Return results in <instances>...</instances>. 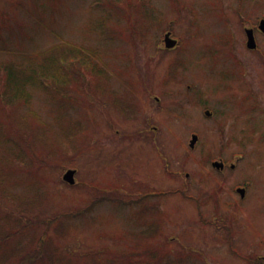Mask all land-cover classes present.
I'll return each mask as SVG.
<instances>
[{"label":"rangeland","instance_id":"rangeland-1","mask_svg":"<svg viewBox=\"0 0 264 264\" xmlns=\"http://www.w3.org/2000/svg\"><path fill=\"white\" fill-rule=\"evenodd\" d=\"M114 1L0 0V62L25 66L65 41L95 51L110 75L87 76L89 84L74 83L68 97L51 87L33 91L30 104L0 103V154L13 144L24 160L13 165L0 156V191L40 195L26 215L45 220L24 234L46 229L52 242L45 245L48 255L20 262L30 249L20 256L4 252L22 237L13 236L0 244V264H249L251 255L264 261V64L254 60L248 72L232 64L223 8L237 3L247 10L254 0ZM153 6L158 18L150 16ZM165 27L183 43L178 55L177 48H164ZM239 38L235 50L248 58ZM259 44L264 59V37ZM103 86L116 89L124 105L102 94ZM58 116L81 128L57 130ZM192 132L198 139L190 148ZM71 139L73 147H63ZM221 156L234 169L209 165ZM68 169H75L73 184L63 180ZM237 184L249 186L244 200ZM92 187L132 202L101 196L81 215L50 223L86 207ZM161 191L167 193L155 196ZM147 192H154L153 207L141 211L133 200ZM152 221L158 226L144 235Z\"/></svg>","mask_w":264,"mask_h":264},{"label":"trees","instance_id":"trees-1","mask_svg":"<svg viewBox=\"0 0 264 264\" xmlns=\"http://www.w3.org/2000/svg\"><path fill=\"white\" fill-rule=\"evenodd\" d=\"M111 1L115 3L114 0ZM103 32H107V30H104ZM93 55L96 56V52L92 51L91 49L61 41L31 58L29 63L25 66L17 65L13 62L7 61L0 62V87L2 90L0 103L12 106L19 103L30 104L33 97V91L44 88L42 90L50 92L52 89L51 87H54L53 89H55L57 92L62 94L64 93V95L68 97L69 93L66 91L71 89L74 83L76 84V88L79 86H84L86 83H88L87 76H91L93 78L96 77L101 80L108 79L110 75L108 74L107 69L95 61ZM35 58L37 59L34 60ZM103 88L107 90L105 86H103ZM107 91L109 93L111 92L110 89ZM113 94L114 93L112 92V94L107 95ZM115 101L119 102L117 99ZM122 105H124V103H122L121 106ZM127 106L129 105H125L122 108L125 109ZM20 120H24V122L20 121L21 126L27 127L24 126L25 119L22 118ZM55 123L57 125V130L65 131L67 133L75 132L78 128V125L79 129L81 128V123L78 122V124H75L71 120L64 121L59 116L56 117ZM2 128L3 126L0 125V141L3 142L4 132ZM34 131L30 130L33 139L34 137L38 138V133ZM73 139H71L70 144L63 147H73ZM25 141L27 140L25 139ZM15 148L17 147L13 144L5 145L4 148H1V158L8 163H13V165L16 164V160L18 159L21 161L20 163L23 162L22 164H24V160L22 158L23 151ZM65 150L67 151L68 149ZM90 191L92 192V197L91 201L86 207L75 209L74 211H70V213L67 211L65 213L56 214L53 219L50 220V223L58 220L60 218L59 216H69L70 214L74 216L81 215L82 210L89 209L93 204H97L103 199H118L117 201H113L120 203L132 202L131 200H125L114 195L116 191L109 192L93 187L90 189ZM177 192L181 193L183 197L189 200H194L198 204V200L195 197L186 194L182 189L177 190ZM165 193L167 192H164V194ZM39 196L34 198L33 196L29 197L18 195L17 193L9 190L0 191V244L8 243L13 236H27L24 244L22 243L23 240L21 237L17 238L16 243H13L11 246H9L10 248H3L4 252H10L13 256H17L18 254L20 256L21 253H25V248H29L30 250L26 251L29 253V257H24L27 255L22 256L20 262H30L31 260H28L29 258L34 259L35 257H39V255L49 254V250L45 245L52 242L49 238L48 232H46V229H44L39 236L37 232L38 229L29 231L28 235L26 233L24 234L25 230L33 226V223L36 220H40L42 222L45 220L37 216L35 217L36 220L32 221L33 218L26 215V212L30 208L32 209V206L35 205L34 203L39 201ZM101 196H103V199ZM137 196L133 202H141L138 203L141 207V211L147 210L148 207H153V205L148 204V201H150L148 197H151V194L147 192L143 195ZM10 201L15 204V208L12 206L6 207L4 203H10ZM22 215L24 217H21ZM31 221L32 223L30 224ZM155 226L158 225H154L153 221L149 222L146 225V228L141 232H143L144 235L151 233ZM4 252L2 255L3 257ZM248 262L249 264H264L262 258L254 256L249 257ZM17 264L19 263L17 262ZM126 264L133 263L130 261V259H128Z\"/></svg>","mask_w":264,"mask_h":264},{"label":"flooded vegetation","instance_id":"flooded-vegetation-1","mask_svg":"<svg viewBox=\"0 0 264 264\" xmlns=\"http://www.w3.org/2000/svg\"><path fill=\"white\" fill-rule=\"evenodd\" d=\"M263 4V0H254L253 4L249 6L247 10L237 3L226 4L223 7L226 12L224 19V34L226 39L230 42L228 57L234 66L244 67L246 69L248 68V63L250 66L254 60L263 61L264 64V59L260 55L262 46L259 44V39L264 37V28H262V26H264V13H262L261 10ZM238 33L241 36V38H239L241 41V48L243 51H246V53L248 52V58L240 56L235 50ZM249 38H253L254 41L249 42ZM246 72H248L247 69ZM245 98H248V96H244L243 99ZM247 189L248 188L245 187L246 191ZM247 192H245L244 197H246ZM244 197L241 199H244Z\"/></svg>","mask_w":264,"mask_h":264},{"label":"water","instance_id":"water-1","mask_svg":"<svg viewBox=\"0 0 264 264\" xmlns=\"http://www.w3.org/2000/svg\"><path fill=\"white\" fill-rule=\"evenodd\" d=\"M165 41L167 46H171L175 43L174 40L170 39L168 37V34L165 37ZM252 41V38H250V42ZM208 113V112H207ZM196 140V136H193V139L191 141V145L193 144V142ZM214 165L216 166H220V163L215 162ZM73 174H74V170H68L65 174H64V179H66L68 182L73 183L74 182V178H73ZM241 191V189H239Z\"/></svg>","mask_w":264,"mask_h":264}]
</instances>
